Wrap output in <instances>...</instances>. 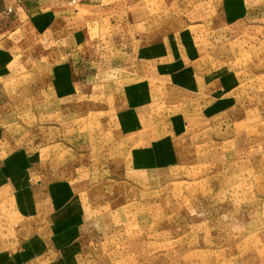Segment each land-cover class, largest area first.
<instances>
[{
  "label": "rangeland",
  "instance_id": "374dc122",
  "mask_svg": "<svg viewBox=\"0 0 264 264\" xmlns=\"http://www.w3.org/2000/svg\"><path fill=\"white\" fill-rule=\"evenodd\" d=\"M138 5L149 30L102 43L81 89L50 79L42 33L13 52L9 116L47 126L77 188L63 216L79 254L58 262L264 264V0ZM6 217L0 238L22 239Z\"/></svg>",
  "mask_w": 264,
  "mask_h": 264
},
{
  "label": "crops",
  "instance_id": "0c3cea01",
  "mask_svg": "<svg viewBox=\"0 0 264 264\" xmlns=\"http://www.w3.org/2000/svg\"><path fill=\"white\" fill-rule=\"evenodd\" d=\"M139 1L0 0V224L6 216L24 222L22 239L18 225L11 237L0 238V264H64L59 258L79 254V235L68 236L78 220L63 216L77 188L52 164L47 126L9 116L10 95L17 93L11 91L19 89L13 87V52L21 30L47 37L59 56L48 71L50 79L77 90L90 85L102 43L115 49L149 30Z\"/></svg>",
  "mask_w": 264,
  "mask_h": 264
},
{
  "label": "built area",
  "instance_id": "2783aa9c",
  "mask_svg": "<svg viewBox=\"0 0 264 264\" xmlns=\"http://www.w3.org/2000/svg\"><path fill=\"white\" fill-rule=\"evenodd\" d=\"M74 2V0H70V3H73Z\"/></svg>",
  "mask_w": 264,
  "mask_h": 264
}]
</instances>
